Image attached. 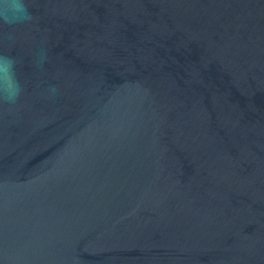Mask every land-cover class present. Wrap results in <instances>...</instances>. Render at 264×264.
Instances as JSON below:
<instances>
[{"label":"water","instance_id":"water-1","mask_svg":"<svg viewBox=\"0 0 264 264\" xmlns=\"http://www.w3.org/2000/svg\"><path fill=\"white\" fill-rule=\"evenodd\" d=\"M28 7L0 264H264V0Z\"/></svg>","mask_w":264,"mask_h":264},{"label":"clouds","instance_id":"clouds-1","mask_svg":"<svg viewBox=\"0 0 264 264\" xmlns=\"http://www.w3.org/2000/svg\"><path fill=\"white\" fill-rule=\"evenodd\" d=\"M33 20L32 12L28 7V0H0V25H7L14 28L17 25H24ZM9 39L13 33L9 32ZM47 59L46 52L41 49L35 59L34 64L37 68L43 66ZM18 60L12 55L0 54V103L9 106L17 104L23 93V84L17 74ZM57 89L50 85L47 94L55 97Z\"/></svg>","mask_w":264,"mask_h":264}]
</instances>
